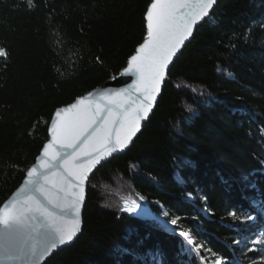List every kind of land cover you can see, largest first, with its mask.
I'll return each instance as SVG.
<instances>
[{
  "label": "trees",
  "instance_id": "trees-1",
  "mask_svg": "<svg viewBox=\"0 0 264 264\" xmlns=\"http://www.w3.org/2000/svg\"><path fill=\"white\" fill-rule=\"evenodd\" d=\"M151 2L0 0V207L48 139L54 111L126 66ZM261 129L264 0H218L130 148L92 174L81 234L44 264H204L181 229L226 263L249 264L264 229L254 207L264 197ZM130 192L148 215L122 211ZM161 217H179L177 231Z\"/></svg>",
  "mask_w": 264,
  "mask_h": 264
},
{
  "label": "snow or ice",
  "instance_id": "snow-or-ice-1",
  "mask_svg": "<svg viewBox=\"0 0 264 264\" xmlns=\"http://www.w3.org/2000/svg\"><path fill=\"white\" fill-rule=\"evenodd\" d=\"M28 4L34 6L33 0ZM216 4L217 0H152L145 13L146 37L121 73L135 77L134 81L126 88L101 91L96 98L90 93L56 111L49 127L51 139L38 158L40 165L28 170L23 195L0 207V264H42L58 246L73 240L81 230L89 173L129 147L141 121L153 110L173 57L198 23L212 19ZM0 57H7L6 50L0 48ZM260 131L264 136V129ZM138 208L132 200L125 202L122 211L132 213ZM142 214L148 215L146 210ZM230 215L236 217L235 212ZM164 223L175 232L179 217ZM178 235L191 251L202 247L189 231L181 229ZM253 242L264 244V239ZM215 264H223L222 259Z\"/></svg>",
  "mask_w": 264,
  "mask_h": 264
},
{
  "label": "water",
  "instance_id": "water-1",
  "mask_svg": "<svg viewBox=\"0 0 264 264\" xmlns=\"http://www.w3.org/2000/svg\"><path fill=\"white\" fill-rule=\"evenodd\" d=\"M217 2H218V0H217ZM216 5H217V4H216ZM216 5L214 6V9H215ZM214 9H213V10H214ZM203 22H204V21L198 23V24L194 27V29H193V35H192L191 37H189V39L186 40V41L184 42V44L181 46L179 52H177L176 56L173 57V59H172V63H170L169 68H168V70H167V72H166V78H165V81H164V83L161 85V91H160V94H158L157 99H156V102L154 103L153 110H152L151 113H149V118H148L147 120L141 121V130L136 134V136L133 137V141H132V143L134 142V140L136 139V137L138 136V134L142 131L143 125H144V124L150 119V117H151L152 114L154 113V110H155V108H156V105H157V103H158V100H159L160 97H161L163 87H164V85H165V83H166V80H167V77H168V73H169L170 68L172 67L174 61L178 58V56L180 55V53L182 52V50L186 47V45L191 41V39H192L193 36H194V33H195L196 29H197L198 26L201 25ZM145 37H146V36H145ZM144 39H145V38H144ZM143 41H144V40H143ZM143 41H142V43H143ZM138 47H139V46H138ZM138 47H137V48H138ZM137 48H136V49H137ZM134 54H135V52H134ZM130 57H131V56H130ZM128 60H129V59H128ZM127 62H128V61H127ZM126 67H127V64H126V66L122 69V71L120 72L119 75H117V76L111 78L110 80L104 82V83L101 84L100 86H98V87L92 89L91 91H89L88 93H86L85 95H83V96H81V97H89V94L91 93V94H92V97H93V98H96V97H97V94L100 93L101 91H109V92H110V91H112V90H117V89H122V88H126V87H128V85H130V84L134 81L135 77L121 75V73L123 72V70H124ZM81 97H78V98H81ZM78 98H76L72 103H70V104H68V105H65V106H62V107H60V108H58V109H62V108H66V107H68L69 105L75 103V102L77 101ZM58 109H56V110L54 111V113H53V115H52V117H51V119H50V122H49V125H48V139H47L46 142L43 144V146H42V148H41V150H40V153L38 154V156H37L36 159H35V162H34L32 165L29 166V168L26 170L25 177H24V179L22 180L21 184H20V185L17 187V189H16V190L10 195V197H9V198H8V199H7L2 205H1V207L4 206L5 204H8L12 199L15 198V196H16L17 194L23 195V193L21 192V189H23V188L25 187V181H26V179H27V172H28V170L31 169L33 166H39V165H40V161H39L38 158L41 157V155H42V150H43L44 145H45L46 143H48V142L50 141V139H51V135H50V133H49V127H50V125H51L53 119L55 118V113H56V111H57ZM132 143L129 145L128 148L124 149L123 151H118V152H116V153H113L112 156L107 157L105 160L101 161V163H100L99 165H97L96 168H94L93 171H92L91 173H89V179L85 182V200H84V202H83V204H82V206H81V212H80V217H81V225H80V228H81V230L77 233V235L73 238L72 241H70L69 243H67V244H65V245H60V246H58L57 249L53 250V252H52L48 257H46V258L42 261V264H44V263H45V262H46L51 256H53V255H54L55 253H57L58 251L62 250L63 248H66V247L71 246V245L75 242V240L79 237V235L81 234V232H82V230H83V227H84L83 211H84V206H85V203H86V200H87L88 184H89V181H90V178H91L92 174H93V173H94V172H95L100 166H102V165H104L105 163H107V162H108L110 159H112L113 157H115V156H119V155H123L124 153H126V151L130 148V146L132 145ZM54 179H55V178H54Z\"/></svg>",
  "mask_w": 264,
  "mask_h": 264
},
{
  "label": "rangeland",
  "instance_id": "rangeland-1",
  "mask_svg": "<svg viewBox=\"0 0 264 264\" xmlns=\"http://www.w3.org/2000/svg\"><path fill=\"white\" fill-rule=\"evenodd\" d=\"M128 192H129V190H128ZM132 200H135L136 203H138L140 205V208H138L135 212H132L131 214H142V212L145 211V209L143 207L144 204H143L142 200L140 198H137L136 197V194L130 192V193H128V199L125 202H130ZM125 202H123L122 208L124 207ZM254 207L256 208V211H257V214L258 215L264 216V197ZM164 212H166V211H164V209H163V213ZM251 217H252V219L249 220V222L250 223L256 222L255 216H251ZM161 219L163 221H165L164 218L161 217ZM191 235L193 236V234H191ZM194 239H195L196 243L198 245H200L197 242V240H196L195 237H194ZM260 239H264V229L256 236V238L254 239V241L260 240ZM261 245H262L261 250H259V247H256V246L251 245L252 246L251 248L258 249V257L255 258L254 260H252L249 264H264V244H261ZM199 251L202 252L201 253V256H202L201 259H202V262L204 264H215V261L217 259H221V258L217 257L216 255H214L213 253H211L210 251L204 249L203 247H199L198 252ZM222 261H223V264H228L224 260H222Z\"/></svg>",
  "mask_w": 264,
  "mask_h": 264
}]
</instances>
